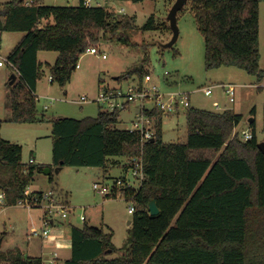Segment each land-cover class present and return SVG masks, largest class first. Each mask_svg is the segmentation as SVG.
<instances>
[{
  "label": "trees",
  "instance_id": "16d2710c",
  "mask_svg": "<svg viewBox=\"0 0 264 264\" xmlns=\"http://www.w3.org/2000/svg\"><path fill=\"white\" fill-rule=\"evenodd\" d=\"M135 2L141 0H134ZM205 38L206 70L222 66L244 69L264 80L260 67V0H188ZM155 15L142 27L159 28ZM162 25V24H161ZM164 28H169L163 23ZM135 17L106 6L48 5L43 0H11L0 4V31L22 32L7 59L19 75L10 84V122L52 123L51 164L25 163L23 146L0 138V193L5 206L42 198L44 191L26 194L37 172L64 166L103 169L105 179L113 158L143 156L144 179L138 188L119 194L134 204L129 236L120 251L114 232L84 221L72 225L71 256L63 264H264V152L256 132L243 140L235 133L241 116L232 109L186 108L187 138L164 140V113L148 111L153 141H143L139 131L118 129L122 110L99 106L95 117L48 118L38 107L37 85L44 74L42 50L56 51L47 63L52 83L64 87L71 81L81 56L103 41L132 44L128 30ZM139 65L123 78L143 81L150 61L148 49ZM180 53L175 50L174 55ZM254 121L252 124L254 125ZM2 121H0V126ZM53 182V172L49 175ZM55 191V190H53ZM159 213L152 215V201ZM4 264H45L42 256H24L19 249L0 253Z\"/></svg>",
  "mask_w": 264,
  "mask_h": 264
},
{
  "label": "rangeland",
  "instance_id": "374dc122",
  "mask_svg": "<svg viewBox=\"0 0 264 264\" xmlns=\"http://www.w3.org/2000/svg\"><path fill=\"white\" fill-rule=\"evenodd\" d=\"M11 0H0V4ZM98 1H94L96 5ZM103 6L115 10L117 13L135 17L137 27L128 30L132 44L120 40L103 41L98 48L107 58L100 54L85 52L79 61L73 77L66 86L57 82L52 83L47 63L53 65L58 57L56 51L42 50L39 60L44 65V74L38 81V107L50 119L56 117L84 118L95 117L99 105L95 102L99 91L104 87L137 86L143 81L136 75L131 78L116 77L125 75L127 71L141 63L144 48L148 49L150 61L146 65L153 76L154 82L160 85L161 93L168 97L179 92L191 93L192 105L207 110H218L215 102L218 101L221 109H232L241 116L235 133L243 138L244 131L256 132L260 142L264 141V80L247 71L234 66L206 70L205 67V38L198 28L191 2H187L178 13L179 38L173 47H164L172 37L173 32L168 20V14L176 0H105ZM48 5H78V0H46ZM122 11V12H120ZM155 15L159 28L143 30L142 27L149 18ZM167 23L169 28H164ZM162 24V25H161ZM24 33L0 31V58H6ZM175 50L179 55L175 56ZM260 67L264 69V0H260ZM11 66L0 68V138L20 144L24 147L23 161L27 163L32 156H36L35 164H51L53 161L52 123L50 121L36 123L10 122L12 117L10 100V81L13 74ZM168 72V74H166ZM236 85V101L230 102L224 92L223 85ZM205 87H212L213 94L206 96ZM88 101L83 102L82 96ZM53 100V101H52ZM49 108L45 109L44 106ZM184 108L179 113L168 115L163 120L164 140L166 142H183L187 138V121ZM218 110V111H220ZM137 110L133 106L121 112L118 129L130 130L134 126ZM254 121V125L252 124ZM120 164L128 168L127 158L120 157ZM111 167V165H110ZM109 167V168H110ZM112 178L106 179L112 183L113 177L122 172L114 167L111 170ZM132 179V173H128ZM53 182L49 176L37 172L28 190L31 192L55 190L59 198L72 207L67 219H63L64 228L70 236V224L83 226L84 215L86 222L92 226H103L114 232V243L120 251L113 256L124 253L121 248L129 236V221L133 214L129 212L131 202L124 198L104 196L94 189L95 182L104 179L103 169L93 166H64L59 172H53ZM137 183V181H135ZM139 184H136L138 187ZM140 187V186H139ZM44 211L39 207H25L23 205L5 206L0 210V253L19 249L24 256H44V263L50 264L54 250L46 246L42 237ZM61 220L60 217L56 218ZM62 225H60L61 227ZM54 230V229H52ZM37 231V232H35ZM60 259L56 264H63L71 256V250L58 252ZM0 264H4L0 261Z\"/></svg>",
  "mask_w": 264,
  "mask_h": 264
},
{
  "label": "built area",
  "instance_id": "2783aa9c",
  "mask_svg": "<svg viewBox=\"0 0 264 264\" xmlns=\"http://www.w3.org/2000/svg\"><path fill=\"white\" fill-rule=\"evenodd\" d=\"M95 0H84L85 5L93 6ZM96 5L103 6L101 1L97 0ZM122 12V11H120ZM86 52L92 54H100L102 57L107 58L105 53H102L98 47H91ZM9 65L13 69V72L19 75V72L15 65L10 62L7 57L0 58V67ZM80 67L78 64L77 68ZM168 74V72H166ZM52 82L53 78L50 76ZM224 92L227 94L230 102L236 101V85L226 84L223 85ZM203 92L206 96L213 94L212 87H205ZM39 98V95H38ZM81 100L83 102L88 101L87 96H82ZM53 101V100H52ZM95 102L102 107L104 110L114 111L118 110H127L131 107H135L137 110V117L134 121V126L130 129L131 131H139L142 134L143 141H148L153 138L154 131L152 130V119L151 116L147 113L154 109L160 110L164 113L165 116L178 113L181 108H188L192 105L191 93L188 92H179L174 93L166 97L165 94L161 93L160 85L154 82L153 76L151 73L146 74L143 82L137 86H129L127 89L123 87H104L99 91V94ZM215 106L220 110L221 105L216 101ZM45 109H48L49 106L45 105ZM221 109L220 111L225 110ZM239 134V133H238ZM253 138V132L244 131L243 140H249ZM29 163H35V159L31 157L28 161ZM130 171L132 173V179L126 177H121L114 179L112 183L107 182L106 179H103L102 182H95L93 187L98 193L104 196H111L114 194H119L120 189L125 187L138 188L144 179V159L143 156H135L131 159ZM139 184L136 187V182ZM31 192L28 190L26 192L29 195ZM4 204V193H0V205ZM18 205H23L25 207H39L44 211L42 222V237L44 239H50L52 237V229L56 226H59L63 219H67L71 213L72 207L65 205V203L59 198L57 193L53 190L44 191L42 198L35 197L33 199H24L19 202ZM135 210L134 204H131L129 212L133 213ZM60 217L61 220L56 218ZM82 221H86L84 215L81 216ZM65 221V220H64ZM37 232V231H35ZM53 259H50V264H56L58 253L54 251ZM44 259V258H43Z\"/></svg>",
  "mask_w": 264,
  "mask_h": 264
},
{
  "label": "crops",
  "instance_id": "0c3cea01",
  "mask_svg": "<svg viewBox=\"0 0 264 264\" xmlns=\"http://www.w3.org/2000/svg\"><path fill=\"white\" fill-rule=\"evenodd\" d=\"M43 3L47 4L46 0H43ZM79 3H80V0H78V4ZM0 68H2V67H0ZM12 73L14 74V72H12ZM226 109H228V108H226ZM23 149H24V147H23ZM32 157L35 159V163H36L37 162L36 156H32ZM119 158L120 157L113 158L112 163H111V167L109 168V174H107L108 179L112 178L111 170L114 167H117L122 172L121 175H119L117 177H113L114 179L121 178V177L129 178L128 173L131 172L130 168H125L124 164H120L118 161ZM86 220H87V218H86ZM64 224L65 223L63 221V222H61V224H59V226H56L53 228L54 230H52V237L50 239H44L43 238L44 243H46V246L51 247L57 253L61 250H71V247H72V225H73V222L72 221L69 222L70 232H71L70 236L67 234V232L64 228V226H65ZM60 225H62V226L60 227ZM41 256L44 258L43 254ZM58 259H60L59 253H58L57 260Z\"/></svg>",
  "mask_w": 264,
  "mask_h": 264
},
{
  "label": "water",
  "instance_id": "95a60500",
  "mask_svg": "<svg viewBox=\"0 0 264 264\" xmlns=\"http://www.w3.org/2000/svg\"><path fill=\"white\" fill-rule=\"evenodd\" d=\"M188 0H176V2L174 3V5L172 6L169 14H168V20L170 22V26L173 32V37L172 39L164 44V47H173L174 44L176 43V41L179 38V26H178V13L184 8V6L187 4ZM17 74H12L11 75V81L10 84L13 85L15 83V81L17 80ZM119 77H116V79H118ZM252 122V120H251ZM154 138H151L149 141H153ZM259 147L260 149L264 152V141L259 142ZM63 169V164H61L60 166H57L54 171L52 170L51 167H45L43 173L46 175H50L52 172H56L59 173L61 170ZM150 213L152 215H157L159 213V207L157 206L156 202L153 200L150 204L149 207ZM132 221H129V224L131 225ZM1 242L0 241V246H1Z\"/></svg>",
  "mask_w": 264,
  "mask_h": 264
}]
</instances>
